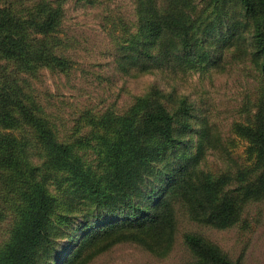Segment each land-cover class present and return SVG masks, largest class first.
I'll use <instances>...</instances> for the list:
<instances>
[{"label":"rangeland","instance_id":"obj_1","mask_svg":"<svg viewBox=\"0 0 264 264\" xmlns=\"http://www.w3.org/2000/svg\"><path fill=\"white\" fill-rule=\"evenodd\" d=\"M252 3L158 0L150 16L138 0H0L27 19L57 10L53 30L28 34L60 57L61 68L38 65L25 74L21 63L0 60V87L28 98L70 148L69 162L101 189L85 191L64 171L41 174L54 204L29 264H264V189L255 188L260 158L252 143L264 134L257 36L264 38V10ZM171 8L178 23L162 14ZM140 99L171 117L164 134L146 128ZM18 117L20 131L0 132L28 141L29 163H45ZM207 176L224 183L213 192ZM7 177L0 173V251L19 221ZM217 209L231 218L203 217ZM187 236L219 262L202 258Z\"/></svg>","mask_w":264,"mask_h":264},{"label":"trees","instance_id":"obj_2","mask_svg":"<svg viewBox=\"0 0 264 264\" xmlns=\"http://www.w3.org/2000/svg\"><path fill=\"white\" fill-rule=\"evenodd\" d=\"M157 1L138 0V3L140 5L146 4L149 10L148 13L151 16L154 14L155 6H158L156 5ZM243 1L251 6L253 5V0ZM259 1L263 5V12L264 0ZM16 13L6 7L0 8V60L21 63L19 70L25 74L34 73L38 65L61 68L63 62L60 57L50 51L46 44L42 49H39L28 34L29 28H34L39 33H47L53 30L57 25L59 16L57 10L52 9L47 12L41 9L38 15L32 19H27ZM162 14L163 16L167 15L175 23L180 21L179 11L176 9H164ZM42 18H45V21L40 23ZM159 29V26H155L154 23L151 24V31L156 32L155 30ZM257 36L264 46V38L259 37L260 33ZM260 69L264 74V62L261 64ZM10 86L1 85L0 87V129L20 131L24 126L20 123V118H17V115H20L22 121L30 127L41 145L40 147L45 152L46 161L40 165H32L29 163L25 151L28 141L7 132H0V173L4 172L9 175L3 182L6 191L13 193L16 189L18 199L15 212L19 215V221L15 226L12 237L0 251V264H29L35 249L46 236L47 221L50 218L54 204L53 197L42 185L41 174L43 172L49 174L64 171L72 180L80 184L85 191L101 189L97 184L87 182L79 165L69 162L67 155L70 148L56 141L48 129L47 121L36 116L33 112V107L28 98L21 94L19 89L14 91ZM146 104V99L139 100L138 108L143 112L142 117L148 125L146 128L155 134L159 132L160 135L164 134L170 124L171 117L165 113L160 105L147 107ZM160 138L167 143L171 137L166 134L160 136ZM252 143L257 145L256 152L260 158V164L258 165L260 172H257L258 175L255 179V188L260 190V187L264 189V134L260 130L254 134ZM207 180H209L207 186L209 185L208 187L213 192H215L213 184L224 183L221 178L211 179L208 177ZM199 199L196 201L199 202ZM203 217L223 224L231 218V215L217 209L216 213H212L210 216L205 214ZM186 240L188 244L201 248L202 258L207 259L210 256L212 261L219 262V259L212 253L213 250L205 245L200 238L187 236Z\"/></svg>","mask_w":264,"mask_h":264}]
</instances>
